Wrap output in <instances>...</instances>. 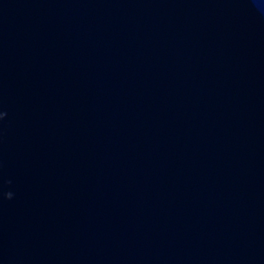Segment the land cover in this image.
<instances>
[{"label":"water","instance_id":"95a60500","mask_svg":"<svg viewBox=\"0 0 264 264\" xmlns=\"http://www.w3.org/2000/svg\"><path fill=\"white\" fill-rule=\"evenodd\" d=\"M0 264H264V0H0Z\"/></svg>","mask_w":264,"mask_h":264}]
</instances>
